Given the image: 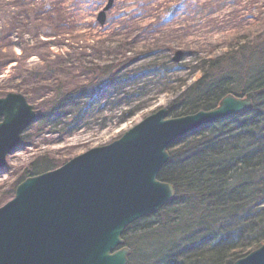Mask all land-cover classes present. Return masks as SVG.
<instances>
[{"label": "rangeland", "instance_id": "obj_1", "mask_svg": "<svg viewBox=\"0 0 264 264\" xmlns=\"http://www.w3.org/2000/svg\"><path fill=\"white\" fill-rule=\"evenodd\" d=\"M106 3L0 0L2 95L21 93L43 114L59 95L90 84L100 67L113 65L115 82L98 79L106 88L88 105L80 103L79 112L58 121L39 119L24 132L0 171V206L33 160L58 167L118 139L196 81L201 60L264 38V0H113L100 25L97 16ZM176 51L182 52L178 62ZM149 63L169 71L141 69ZM128 110L135 113L124 120Z\"/></svg>", "mask_w": 264, "mask_h": 264}, {"label": "trees", "instance_id": "obj_2", "mask_svg": "<svg viewBox=\"0 0 264 264\" xmlns=\"http://www.w3.org/2000/svg\"><path fill=\"white\" fill-rule=\"evenodd\" d=\"M112 67H100L90 84L59 95L54 106L39 115L40 122L79 112L80 103L88 105L106 88L98 79L114 82ZM141 69L169 71L156 63ZM196 71L200 77L184 84L168 105L169 117L210 110L227 94L260 93L247 112L198 128L169 148L158 180L172 184L175 196L157 213L125 229L123 239L131 249L128 264H232L264 242V38L201 60ZM134 113L126 111L124 120ZM55 167L37 158L28 170L35 175Z\"/></svg>", "mask_w": 264, "mask_h": 264}, {"label": "water", "instance_id": "obj_3", "mask_svg": "<svg viewBox=\"0 0 264 264\" xmlns=\"http://www.w3.org/2000/svg\"><path fill=\"white\" fill-rule=\"evenodd\" d=\"M108 0L98 13L103 25ZM182 56L176 51L178 62ZM259 90L227 94L210 110L169 118L167 108L144 117L122 135L73 157L57 169L28 176L0 206V264H127L124 230L175 195L158 180L168 149L185 134L245 113ZM36 111L19 93L0 97V170ZM233 264H264V243Z\"/></svg>", "mask_w": 264, "mask_h": 264}]
</instances>
